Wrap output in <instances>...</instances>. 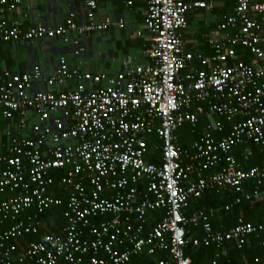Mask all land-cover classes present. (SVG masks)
I'll list each match as a JSON object with an SVG mask.
<instances>
[{"label": "built area", "instance_id": "built-area-1", "mask_svg": "<svg viewBox=\"0 0 264 264\" xmlns=\"http://www.w3.org/2000/svg\"><path fill=\"white\" fill-rule=\"evenodd\" d=\"M233 1L232 14L218 21L221 35L207 40L211 54L187 50L184 37L189 12L210 7L207 0H145V33L137 32L148 41L144 64L128 60L118 72H93L60 56L49 74L39 64L1 70L0 264H128L160 252L167 256L157 264H193L190 242L242 249L251 235H264V221L240 216L235 226L217 230L214 208L185 213L189 199L208 190H233L239 203L264 189V162L245 170L234 155L250 143L264 154V0ZM22 2L0 0V13ZM85 4L83 22L74 9L57 26L24 28L22 17H1L0 43L62 38L79 54L70 33L124 28L123 17L98 19L96 0ZM200 114L217 118L182 147L176 131L195 126ZM154 134L162 143L160 164L145 159ZM58 185L65 199L56 195ZM64 201L63 233L21 241L39 231L40 214ZM155 211L163 216L148 227Z\"/></svg>", "mask_w": 264, "mask_h": 264}, {"label": "crops", "instance_id": "crops-1", "mask_svg": "<svg viewBox=\"0 0 264 264\" xmlns=\"http://www.w3.org/2000/svg\"><path fill=\"white\" fill-rule=\"evenodd\" d=\"M96 2L95 12L98 19L111 16L117 20L123 17L126 21L124 28L114 23L103 32L87 35L70 33L71 39L79 40V54L75 53L77 47L72 40L67 42L62 38L1 43L0 54L5 57L0 62V69L6 66L15 71H24L33 64H39L44 73L49 74L54 70L60 56H65L70 64L80 69L93 72H118L128 60L132 66L148 62V41L142 35H137L138 31L145 30L143 24L145 0H133L132 5H127V0H96ZM207 2L210 7L194 8L188 14L184 37L186 49L193 53L207 54L211 51L208 38L221 35L217 27L218 21L233 12V0H207ZM86 8L85 0H23L18 10L0 13V18L22 17L24 28L35 24L57 26L65 21L72 9L78 12L77 21L83 22ZM248 57L251 58V55ZM213 117L217 118V116H208V120ZM262 198H264V189L257 199ZM195 211L197 210L192 213ZM195 236H197L196 231ZM219 257L214 259L217 263ZM241 264L250 263L244 256Z\"/></svg>", "mask_w": 264, "mask_h": 264}, {"label": "trees", "instance_id": "trees-1", "mask_svg": "<svg viewBox=\"0 0 264 264\" xmlns=\"http://www.w3.org/2000/svg\"><path fill=\"white\" fill-rule=\"evenodd\" d=\"M3 43L10 42H2V44ZM245 52L246 51L243 53ZM211 53L212 49L210 52H207V54ZM245 55L248 56L249 53L247 52ZM245 55L243 57L244 61L250 62L251 58H247ZM4 57L5 56L0 54V62L4 60ZM4 68L13 70L10 67L5 66L0 69V72ZM220 119L224 120L225 118ZM208 122V115L200 114L198 122L195 126H192L189 123L184 124L176 131L178 143L184 148L190 147L191 144L199 140L200 135L206 128ZM148 145L150 147V152L147 153L145 157L146 161L149 163L160 164L162 143L157 135L148 137ZM246 147L251 150L250 156H246L245 154ZM234 155L240 162L241 168L245 170L255 165H261L264 162V154L261 151L259 145L255 143H250L247 146L242 145L235 148ZM245 185L247 191L254 192V182L247 181ZM66 194V188L58 185L56 189V195L65 199ZM238 196L239 193H236L233 190H225L222 192L208 190L199 198L191 197L188 201V205L185 208V213L187 215H191L192 211L194 210H208L209 208H214L216 214L212 217V224L217 230H227L235 226L237 219L240 216H243V218L252 223L263 222L264 198L250 200L243 198L239 203H236ZM65 210L66 202L64 201L60 206L51 207L44 213L40 214L42 225L39 228V231L36 234L25 236L21 239V241H40L45 234L63 233L64 227L67 224V220L64 216ZM163 213L164 211H155L150 213L148 217V227L155 225L157 220L163 216ZM195 231L197 236L199 235L201 237L203 235L201 228H198ZM263 240V234L251 235L242 249H238L233 242H227L221 248H217L215 245L205 246L203 244L194 246L190 242L187 246L186 254L192 259L193 264H212L217 253H220L217 264H241L244 256L250 264H254L256 258L259 259V262H256L255 264H264V246L262 245ZM165 256H167V254L164 252L158 253L157 256H150L144 253L134 256L128 264H157V261L159 259L165 258Z\"/></svg>", "mask_w": 264, "mask_h": 264}]
</instances>
